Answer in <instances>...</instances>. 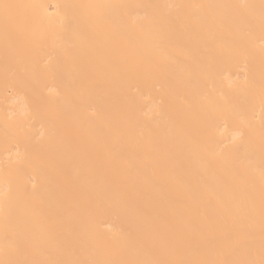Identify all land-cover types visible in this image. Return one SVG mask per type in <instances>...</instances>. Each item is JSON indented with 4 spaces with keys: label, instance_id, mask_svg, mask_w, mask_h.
I'll return each instance as SVG.
<instances>
[{
    "label": "bare ground",
    "instance_id": "1",
    "mask_svg": "<svg viewBox=\"0 0 264 264\" xmlns=\"http://www.w3.org/2000/svg\"><path fill=\"white\" fill-rule=\"evenodd\" d=\"M0 264H264V0H0Z\"/></svg>",
    "mask_w": 264,
    "mask_h": 264
},
{
    "label": "snow or ice",
    "instance_id": "2",
    "mask_svg": "<svg viewBox=\"0 0 264 264\" xmlns=\"http://www.w3.org/2000/svg\"><path fill=\"white\" fill-rule=\"evenodd\" d=\"M5 7H7V5Z\"/></svg>",
    "mask_w": 264,
    "mask_h": 264
}]
</instances>
